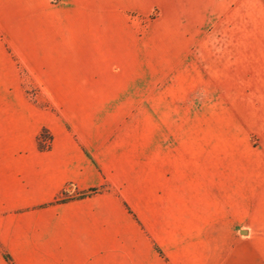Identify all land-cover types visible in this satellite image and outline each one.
<instances>
[{
  "label": "crops",
  "instance_id": "0c3cea01",
  "mask_svg": "<svg viewBox=\"0 0 264 264\" xmlns=\"http://www.w3.org/2000/svg\"><path fill=\"white\" fill-rule=\"evenodd\" d=\"M13 1L0 0L5 26L16 17ZM198 1L200 11L212 2ZM212 3L230 32L227 46L202 64L188 56L177 64L175 56L154 63L136 39L132 50L107 56L105 50L97 56L86 51L85 57L63 43L81 40L80 25L90 27L87 38L94 41L95 26L108 28L110 19L103 15L96 23L89 10H110L109 2L96 7L71 0L56 9L47 23L52 39L45 40L54 42V50L40 57H54L56 67L72 59V71L79 70L74 59H93L106 75L96 83L111 91L100 106L117 101L126 115L115 129L103 115L82 124L95 163L75 164L72 180L106 189L36 210L33 221L0 217L7 264H264V241L254 238L264 233V33L253 32L257 23L264 26V0H236L229 8L226 0ZM115 4L121 9L125 1ZM34 6L26 7L28 15L40 10ZM36 23L26 19L27 33ZM239 26L242 33H235ZM197 88L222 93L192 110L190 94ZM252 135L261 148L250 145ZM244 219L249 231L238 237L242 230L233 225ZM224 231L235 237L226 246L218 240Z\"/></svg>",
  "mask_w": 264,
  "mask_h": 264
},
{
  "label": "rangeland",
  "instance_id": "374dc122",
  "mask_svg": "<svg viewBox=\"0 0 264 264\" xmlns=\"http://www.w3.org/2000/svg\"><path fill=\"white\" fill-rule=\"evenodd\" d=\"M116 1L77 0L85 5L94 3L96 7L109 2L110 10L89 12L96 23L98 20L102 23L105 15L110 24L105 29L101 25L95 26L97 36L94 41L87 38L90 27L80 25L76 33L82 36L81 40L64 42V49L71 45L73 49L84 51L85 57L86 51L97 56L99 51L105 50L107 56L109 52L114 55L132 50L136 39L144 55H151L154 63L175 56L177 64L182 57L188 56L202 64L228 44L225 36L227 31L230 32L229 25L225 14L214 10L212 2L216 0L207 3L205 11L199 10L198 0H124L121 9L115 8ZM172 1L177 4L175 11L171 8ZM226 1L227 5L236 2ZM69 2L71 0H14L10 5L15 8L16 17L10 20L9 26L4 25V18L0 19V217H31L29 220L33 221L36 210L52 203L82 199L107 188L106 185L79 187L72 180V167L75 164L83 166L88 159H93L82 137V124L103 115L101 120L109 117V123L115 129L126 112L115 105L117 101L100 106L103 96H108L111 91L96 83L106 75L98 72V64L93 59H74L79 63V70L72 71L68 63L72 59H65L63 67H56L54 57H40L46 51L54 50V42L45 41L52 39L49 37L53 32L47 23L55 17L56 9L68 8ZM36 4L40 10H31L28 15L26 7L34 9ZM189 5L192 6L190 10ZM69 12L63 10L64 15ZM26 19L38 22L35 26L31 24L28 33L24 25ZM67 29L64 27L66 34L70 33ZM253 29L255 34L264 33V26L258 23ZM239 30L235 33H242L241 26ZM190 34L195 35L193 41L184 38ZM162 66L164 64L159 67ZM90 69L96 72L92 73ZM94 79L96 81L91 82ZM87 81L91 84L86 87ZM200 88L190 94L192 110H199L204 102L217 99L222 93L220 89ZM249 142L252 147L261 148L256 135H252ZM92 162L95 163L94 159ZM94 172L97 173V169ZM248 220L233 225L234 230H242L238 237L249 231ZM26 222H22L23 225ZM254 236L255 240L264 241V233ZM219 239L226 246L235 237L224 231ZM35 241L38 243L37 234ZM8 244L0 241V264H7L11 259L5 250ZM10 244L16 249L20 246L17 239Z\"/></svg>",
  "mask_w": 264,
  "mask_h": 264
}]
</instances>
